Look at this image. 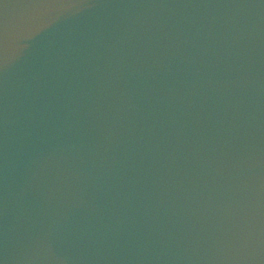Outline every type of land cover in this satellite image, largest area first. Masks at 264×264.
<instances>
[{"label":"water","instance_id":"water-1","mask_svg":"<svg viewBox=\"0 0 264 264\" xmlns=\"http://www.w3.org/2000/svg\"><path fill=\"white\" fill-rule=\"evenodd\" d=\"M0 264H264V0H0Z\"/></svg>","mask_w":264,"mask_h":264}]
</instances>
